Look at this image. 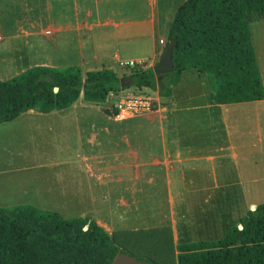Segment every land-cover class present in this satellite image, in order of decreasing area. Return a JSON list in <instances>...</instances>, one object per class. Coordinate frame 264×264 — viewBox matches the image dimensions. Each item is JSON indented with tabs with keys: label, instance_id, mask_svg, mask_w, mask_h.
I'll return each instance as SVG.
<instances>
[{
	"label": "crops",
	"instance_id": "1",
	"mask_svg": "<svg viewBox=\"0 0 264 264\" xmlns=\"http://www.w3.org/2000/svg\"><path fill=\"white\" fill-rule=\"evenodd\" d=\"M184 1L4 0L0 4V18L1 11L5 15V20H0V79H9L35 65L58 66L49 59H68L65 55L78 43L80 54L87 55L81 58L82 64L91 56L102 62L99 69L110 68L116 73L119 67L115 64L119 65L120 61L151 60V67L163 53L175 12ZM89 46L92 55H88ZM95 69L89 67V71ZM260 71L264 82L261 68ZM86 73L82 71L83 78ZM194 75L199 77L201 87H207L200 73L184 72L170 96L159 95L164 104L152 115L122 118L109 114V106L102 107L101 101L80 100V97L65 109L23 112L13 121L45 125L46 129L37 131L54 141L58 138L60 144L53 140L44 142L42 147L31 150L34 158L42 152L37 162L28 161L23 167H11L7 171L14 190L0 188V207L29 204L59 212L65 218L90 217L128 250L127 247L148 243H137L128 232H139L141 228L124 227V222L133 218L131 208L142 204V196L147 195L145 190H166L171 218L153 229L156 232L167 229L172 243L178 245L180 234L171 209L174 201L183 199L185 194L188 197L189 190L199 194L223 186L243 185L235 142L237 136L244 137L241 127L246 120L260 125L264 114V99L216 103L212 100L211 86V92L206 94L208 98L203 94L204 99L195 100L201 88L193 84ZM126 88L114 94L122 96L131 87ZM92 105L100 107L105 118L78 111ZM158 113H162L160 118L156 117ZM156 123L160 124L158 132ZM144 124L147 126L142 131ZM71 139L75 141L70 145ZM243 159H246L244 155ZM219 160L228 162L224 163L222 172L227 167L233 173L235 169L234 181H222ZM1 180L4 179L0 178V184ZM159 182L162 188L157 185ZM112 183L120 189L115 193V203L122 209L121 216L114 215L110 207L113 193L103 194V186ZM95 186L101 187L100 196L107 205L104 222L96 217L94 208L86 206L94 200ZM251 207L256 205L251 203ZM146 230L151 229L145 227L143 231ZM153 235L151 240L157 239L153 243L165 244L161 232Z\"/></svg>",
	"mask_w": 264,
	"mask_h": 264
},
{
	"label": "trees",
	"instance_id": "2",
	"mask_svg": "<svg viewBox=\"0 0 264 264\" xmlns=\"http://www.w3.org/2000/svg\"><path fill=\"white\" fill-rule=\"evenodd\" d=\"M253 13L264 16V0H185L166 43L175 40L173 71L159 78L152 68L136 66L128 78L137 88L167 97L184 72L195 70L208 76L216 103L264 99ZM121 78L110 68L90 70L83 78L76 65L32 66L0 79V124L29 109L68 108L81 93L86 100L105 101L121 89ZM176 249L175 262L137 258L150 264H264V202L222 238L179 243ZM119 252L126 251L115 236L90 217L65 218L29 204L0 207V264H112Z\"/></svg>",
	"mask_w": 264,
	"mask_h": 264
},
{
	"label": "rangeland",
	"instance_id": "3",
	"mask_svg": "<svg viewBox=\"0 0 264 264\" xmlns=\"http://www.w3.org/2000/svg\"><path fill=\"white\" fill-rule=\"evenodd\" d=\"M2 2H4V0H0V4ZM3 19L5 20V15L1 11L0 20ZM250 20L253 42L257 56L259 57L258 62L264 73V16L253 13L250 16ZM77 39L79 38L76 37V42ZM78 44L76 47L74 45L73 48H70V52L65 55V58L68 59H49L50 63L58 66L76 65L81 67L84 74L89 71V67H93V69H99L98 67H102V62L95 60L93 57L91 58V56H89L87 63L82 64L81 58H86L87 55L80 54ZM89 48L90 53H87H89L88 55H92L91 53L93 52V49L91 46H89ZM122 57L124 58V56ZM150 62L151 60L145 62V66L149 67ZM115 66L119 67L117 75L124 77L125 84L128 85L127 82L130 80L128 76L132 73V69L128 66L118 65V63L115 64ZM153 66L154 64L150 68L153 69ZM195 72L197 73L198 71ZM201 76L205 78L207 87H201L199 77L195 75L192 76L195 87H197V89L201 88V90L196 92L197 95L195 100L204 99L201 95L204 94L206 97V94L208 95L211 92L208 76ZM128 87L131 88L122 96L121 94H114V92H112L108 96L109 98L105 101H101L102 107L109 106V114L118 116L120 112H123L122 109H129L127 102L131 98H140V102L147 100L150 107L147 108L140 104L138 110L124 111L126 117L145 113L152 115L155 109L160 107L159 105L164 104V101L159 96L157 90L148 87L137 88L133 85ZM124 89L127 88H121L120 90ZM79 99L86 100L83 96H80ZM78 111H83L88 114V116L93 117L105 118L106 116L103 111H100V107H97V105H92V107L87 109H79ZM160 114L162 113L156 114V117L160 118ZM163 114H165V112ZM155 125L158 132L160 124L156 123ZM146 126L147 124L142 125V131ZM37 129H46V126H37L36 124L23 125L20 120H12L11 122L8 121L0 124V178L4 179V181L1 180L0 188L3 186L5 187L4 190H14L7 179L9 176L7 171L11 167H23L28 161L29 163L32 160H36L37 162L42 155V152L37 153L38 151L36 150V156L38 158H34L31 150L38 149V147H42L44 142L53 140V138H49L50 136L39 133ZM241 130L243 131L244 137L241 138L240 136H237L235 144L237 145L238 153L236 161L238 163L239 172H241L242 179L244 180L243 185L232 186L230 188L223 186L219 189L202 191L199 193L200 195L195 194L194 190H189L190 193H188V197L185 194L183 199L179 198L174 201V204L171 207L174 211L172 218L175 220L176 227L180 234V243L220 239L232 226L239 224L249 210L254 209L251 207V203L258 205L264 202V114L262 116V124L258 125L253 121L246 120L241 127ZM74 141V139H71L68 144L71 145ZM54 143L60 144V140L57 138ZM241 144L243 147H240ZM29 151L32 154H29ZM243 155L246 158L245 160L243 159ZM219 163L221 171L218 173L219 176L222 177V181L228 183L234 181L235 179L233 176L235 174V169L233 173L232 169L230 170V168L227 167L226 171L222 172L224 163L228 164V162L225 160L221 162L219 160ZM157 185H160L162 188V183L159 182ZM100 188V186H95L93 192L94 200L91 202L92 204H86V206L94 208L97 213L96 217L104 222V211L107 210V205L100 196ZM154 189H147L144 191L147 192V195L142 196V204L131 208L133 211V218L124 222L126 225L124 226L125 228L130 226H138L141 228L142 231L139 232L128 231L133 238H136L137 243L141 244L142 241L148 243L136 247H127L126 249L128 250L125 251L135 256L154 257L161 262H175L177 261V245L172 243L170 231L167 229L157 231L164 235L166 241L165 244H155L152 240L156 241V237L152 240L150 238L151 236H154L153 234L157 233L153 228L171 218L170 204L168 203L166 190H158L160 192H156ZM109 191L113 193L110 207L112 208L114 215L121 216L120 212L122 213V209H120L115 203V198L117 197L115 193L120 191V189L117 187L116 183L103 186L104 195ZM90 201L91 199H87V202ZM145 227H148L151 230L143 231L145 230ZM146 238L150 239L151 242L149 243ZM160 241H163V239L161 238Z\"/></svg>",
	"mask_w": 264,
	"mask_h": 264
},
{
	"label": "water",
	"instance_id": "4",
	"mask_svg": "<svg viewBox=\"0 0 264 264\" xmlns=\"http://www.w3.org/2000/svg\"><path fill=\"white\" fill-rule=\"evenodd\" d=\"M175 45V40H170L166 45L163 53L161 54L160 58L153 66V71L155 75L161 77V75L170 73L174 69V62H173V49ZM128 85L125 84V78H121V88H126L133 84V80L130 79L127 82ZM58 88L56 87L55 90ZM118 93V92H115ZM255 208V207H254ZM242 227V225H240ZM112 264H150L145 260L138 259L137 256L130 254L128 252H119L112 262ZM155 264V263H152Z\"/></svg>",
	"mask_w": 264,
	"mask_h": 264
},
{
	"label": "built area",
	"instance_id": "5",
	"mask_svg": "<svg viewBox=\"0 0 264 264\" xmlns=\"http://www.w3.org/2000/svg\"><path fill=\"white\" fill-rule=\"evenodd\" d=\"M120 65L122 66H128L130 68H133V67H136V66H140V67H143L145 68V62H138V61H134V60H126V61H120L119 63ZM128 107L129 109H122L123 112H120V114L118 115L119 117H126V114L124 113L125 112H128L130 110H138V107L140 104L144 105V107H147L149 108L150 107V104L147 100H145L144 102H140V98L137 99V98H131L128 102Z\"/></svg>",
	"mask_w": 264,
	"mask_h": 264
}]
</instances>
